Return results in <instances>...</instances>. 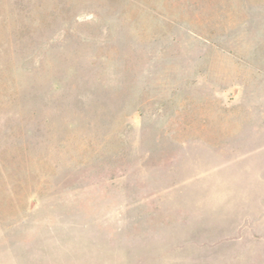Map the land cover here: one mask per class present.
<instances>
[{
    "label": "rangeland",
    "instance_id": "rangeland-1",
    "mask_svg": "<svg viewBox=\"0 0 264 264\" xmlns=\"http://www.w3.org/2000/svg\"><path fill=\"white\" fill-rule=\"evenodd\" d=\"M0 264H264V0H0Z\"/></svg>",
    "mask_w": 264,
    "mask_h": 264
}]
</instances>
